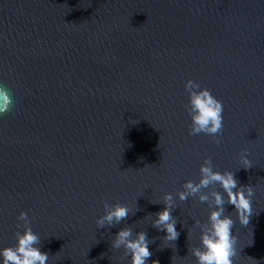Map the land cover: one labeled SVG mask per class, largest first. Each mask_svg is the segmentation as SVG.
Segmentation results:
<instances>
[{"label": "water", "instance_id": "water-1", "mask_svg": "<svg viewBox=\"0 0 264 264\" xmlns=\"http://www.w3.org/2000/svg\"><path fill=\"white\" fill-rule=\"evenodd\" d=\"M189 79L223 104L216 138L190 134ZM0 84V247L25 212L46 264H130L111 247L126 227L154 241L148 264H196L209 205L176 201L167 244L154 202L210 158L255 193L234 264H264V0H0ZM105 203L130 214L98 229Z\"/></svg>", "mask_w": 264, "mask_h": 264}, {"label": "clouds", "instance_id": "clouds-1", "mask_svg": "<svg viewBox=\"0 0 264 264\" xmlns=\"http://www.w3.org/2000/svg\"><path fill=\"white\" fill-rule=\"evenodd\" d=\"M188 94L186 105L190 117V134H204L216 138L223 128V104L216 99L207 88H202L197 82L189 79L184 84ZM12 104L9 89L0 84V115L7 112ZM247 149H242L239 154L240 168L248 170L252 162L248 158ZM210 185H218L220 190L210 193L203 192ZM253 187L240 185L235 173L230 170H216L212 160L205 159L199 167V180H187L182 184V190L175 194L165 193L162 199L154 204H163L153 221V227L163 231L164 242L174 244L179 237L177 221L172 216L175 202H184L193 197L200 203H207L211 208L208 212L207 221L200 226V244L191 248V255L195 257L196 264H234L237 251V236L233 235L232 229L238 222L246 227L253 214ZM234 206L232 214H226L225 205ZM127 205L115 203L104 204V213L96 220L98 229L111 227L126 220L130 214ZM24 224H17L22 231L15 232V243L10 247H0V264H46L49 256L42 252L40 236L30 226L27 213L21 212L18 217ZM199 226V224H198ZM154 241L149 240L143 231L134 233L132 228L126 227L119 230L112 240L113 249H123L125 257L130 258V264H148L152 252L149 246ZM158 264V262H153Z\"/></svg>", "mask_w": 264, "mask_h": 264}]
</instances>
